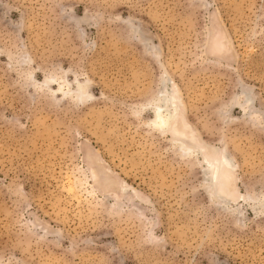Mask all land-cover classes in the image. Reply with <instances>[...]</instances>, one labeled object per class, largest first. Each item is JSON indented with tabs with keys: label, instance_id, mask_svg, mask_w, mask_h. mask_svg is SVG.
<instances>
[{
	"label": "rangeland",
	"instance_id": "obj_1",
	"mask_svg": "<svg viewBox=\"0 0 264 264\" xmlns=\"http://www.w3.org/2000/svg\"><path fill=\"white\" fill-rule=\"evenodd\" d=\"M0 264H264V0H0Z\"/></svg>",
	"mask_w": 264,
	"mask_h": 264
},
{
	"label": "bare ground",
	"instance_id": "obj_2",
	"mask_svg": "<svg viewBox=\"0 0 264 264\" xmlns=\"http://www.w3.org/2000/svg\"><path fill=\"white\" fill-rule=\"evenodd\" d=\"M79 97L85 96L86 93L85 91H83V89L81 88V86H79ZM160 104L154 109V119H153V124L158 126L161 129H167L170 125V122L174 116V113L176 111V102H175V98L176 96L172 93V94H165L160 96ZM163 108H165L164 110H162ZM179 141L181 142V147H183L185 150H192V149H198V146H194L192 144H186L183 139L179 138ZM200 149V148H199ZM206 160V167L209 169V172L212 173V179L213 176L216 174L217 169L221 166H224L226 168L229 167L231 160L229 158V156L226 155H222L221 158L219 159L218 162H213L212 160H210L209 158H205ZM208 171V170H207ZM212 182V180H211ZM225 186V185H224ZM214 195H216L218 198H221V194L219 192H217L216 189H212Z\"/></svg>",
	"mask_w": 264,
	"mask_h": 264
}]
</instances>
